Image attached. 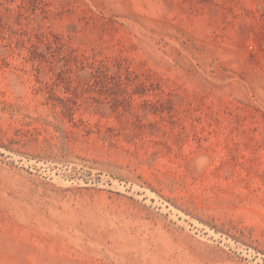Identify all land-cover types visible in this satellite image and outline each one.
<instances>
[{
  "label": "rangeland",
  "instance_id": "374dc122",
  "mask_svg": "<svg viewBox=\"0 0 264 264\" xmlns=\"http://www.w3.org/2000/svg\"><path fill=\"white\" fill-rule=\"evenodd\" d=\"M0 264H264V0H0Z\"/></svg>",
  "mask_w": 264,
  "mask_h": 264
}]
</instances>
